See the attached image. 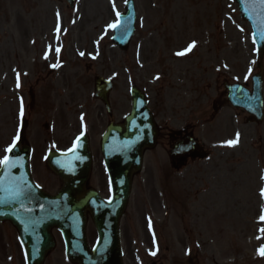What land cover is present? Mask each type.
Returning a JSON list of instances; mask_svg holds the SVG:
<instances>
[{"label":"rangeland","instance_id":"374dc122","mask_svg":"<svg viewBox=\"0 0 264 264\" xmlns=\"http://www.w3.org/2000/svg\"><path fill=\"white\" fill-rule=\"evenodd\" d=\"M125 2L77 0L71 9L63 0H0V158L19 121L15 99L13 107L6 104L11 76L2 74V66L21 61L26 71L48 68L60 57L74 54L79 44L80 53L97 56L93 63L89 57L76 63L90 79L99 71L96 64L110 69L121 62L118 85L122 89L114 93L121 101L118 117L131 109L134 84L147 95L163 130L158 145L145 152L142 171L133 179L121 222L125 263L131 264L130 247L142 248L141 264H149L157 251L159 258L172 253L182 256L180 241L186 240L187 247L216 253L218 264H264L258 253L264 245V121L248 123L247 114L227 102L223 87L224 82L251 86V77L258 71L250 25L240 17L234 0H134L136 33L129 49L122 52L111 42L108 25L115 22L117 11L124 12ZM54 25L59 51L39 66L34 62L43 51L38 39L43 40L41 33L49 35ZM193 42L195 46L188 50ZM12 79H24L23 71ZM66 98L59 96L58 126L68 132L71 117L65 113ZM184 125L204 143L205 155L174 170L164 135ZM100 134L90 135L97 144L92 145L94 166L88 187L108 198L109 184L98 150ZM229 140L238 142L229 146L225 143ZM68 144L61 142L60 149ZM32 167L48 192L58 191L61 182L48 170L45 159L34 156ZM52 233L56 247L44 264H72L60 234ZM87 236L94 245L97 232L90 220ZM14 241L5 260L25 264L22 246L16 237Z\"/></svg>","mask_w":264,"mask_h":264},{"label":"water","instance_id":"95a60500","mask_svg":"<svg viewBox=\"0 0 264 264\" xmlns=\"http://www.w3.org/2000/svg\"><path fill=\"white\" fill-rule=\"evenodd\" d=\"M71 7L75 0H66ZM243 19L253 27L256 49L263 55L264 7L257 0H235ZM126 13L119 16L113 40L126 47L134 33L135 7L127 0ZM252 77V90L241 84H227L230 103L244 109L251 120L263 118V71ZM103 81L97 79V96L104 98ZM133 110L124 125H111L103 137L102 151L113 184V199H101L86 189L92 158L87 138H82L68 152H53L48 165L64 181L56 195L42 191L30 174V149L17 143L12 153L15 166L0 169V220H10L19 230L28 264H42L54 248L52 228L60 230L68 258L78 264H123L119 221L127 205L133 174L140 170L143 150L153 147L157 130L147 108L145 97L133 89ZM23 137V132L21 133ZM184 150L198 148L191 137L184 141ZM90 212L98 230L99 240L90 249L86 239V213Z\"/></svg>","mask_w":264,"mask_h":264},{"label":"flooded vegetation","instance_id":"af4514ba","mask_svg":"<svg viewBox=\"0 0 264 264\" xmlns=\"http://www.w3.org/2000/svg\"><path fill=\"white\" fill-rule=\"evenodd\" d=\"M53 28L50 30L49 35L46 32L41 33L43 40L38 39L40 42L39 46L43 47V51L41 50L37 56H34V62L40 63L39 66H42L43 63H49L53 58H56L58 43L55 41H57V31H54ZM74 47V54L60 57L56 63L49 64L48 68L44 67L42 69L39 67L40 70L37 71L35 70L36 68L30 71L24 70L26 66L21 64V61L16 66L9 64L2 66V74H5L7 79L11 76L7 83V87H9L6 89V94L8 93L9 96L6 98V104L13 107L14 99L16 101L17 112L15 113V117L17 120L23 119L26 125L25 137L22 144L30 146L32 158L34 156L46 158L51 150L60 148L61 142H70L77 133L75 132L76 130L78 132L85 131L89 137L91 135V138H96L101 133L99 136L100 140L109 124L121 120L118 117L120 114L119 104L121 103L119 93L114 94L116 90L119 92L122 89L118 85V78H122L121 62H119V65L110 67V69L104 63L100 65L95 63L96 65H94L99 71L90 79V77L86 76V70L84 72L81 71L79 65L76 63L84 61L87 57L93 63L97 56L81 55V50H79L80 45L76 44ZM92 59L94 60L92 61ZM94 65L91 68H94ZM20 71H23L24 79L13 80L12 78L19 76ZM96 76L110 79L113 82L108 94L109 110L104 103L94 96ZM17 91L18 94L15 96ZM66 95L65 113L68 118L71 117V121L69 122L70 130L68 132L63 131L58 126L59 96L63 97ZM21 110H23V115H21ZM186 128L182 126L175 130H167L164 136L168 143L169 154L178 139L189 134L194 136L192 131ZM99 130L100 132H98ZM162 133L163 130L159 128L158 142L163 135ZM11 137L3 147L7 148L11 144ZM96 144L97 142H92V145L95 146ZM204 155L203 146L202 151H192L188 154L172 158L170 165L174 170H179L189 160L201 158ZM32 175L34 180L42 185L36 174H34V167H32ZM16 234L15 228L9 221H0V264H10L5 259L8 256V251ZM185 243L186 240L180 241V244L184 245V252L181 249L182 256L180 253L177 255L172 253L159 258L158 255L160 253L157 251V256L149 264H166V262L168 264H218V256L213 251L211 253H204L201 251V247H187ZM140 249L142 248L130 247L127 259L130 258L128 261L131 264H141L139 260L142 254ZM145 250H149V247ZM167 250H171V248L168 247ZM145 254H148V252H145ZM197 260L201 262H197Z\"/></svg>","mask_w":264,"mask_h":264},{"label":"snow or ice","instance_id":"6c2138e0","mask_svg":"<svg viewBox=\"0 0 264 264\" xmlns=\"http://www.w3.org/2000/svg\"><path fill=\"white\" fill-rule=\"evenodd\" d=\"M257 2L264 7V0H257ZM113 6L115 7V5L113 4ZM116 16L117 19L115 20L114 23H111L108 25L109 28H117L120 25V20H119V16L120 13L117 11L116 12ZM261 37L264 38V32L261 33ZM255 39V38H254ZM195 46V42H193L192 44H190L188 46V50H190L192 47ZM59 50L57 49V52ZM180 55H182L183 53H178ZM81 55H83V53H81ZM21 115H23V110H21ZM19 140V135H17L16 137L13 138L11 144L4 149L5 153H12L14 148L17 145V141ZM238 141L237 140H229L226 141L225 143L229 146L236 144ZM16 160L13 159L10 155L5 154L2 158H0V166H6V167H11V166H15L16 164ZM261 194L264 195V189L261 190ZM261 220L264 221V214L261 215ZM261 232L264 233V229H261ZM258 253L262 256H264V245L261 246L260 249H258ZM155 254V253H153Z\"/></svg>","mask_w":264,"mask_h":264}]
</instances>
